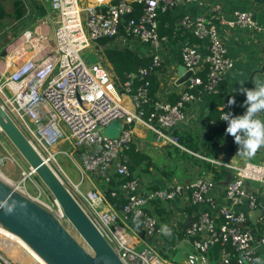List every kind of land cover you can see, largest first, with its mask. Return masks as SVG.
Masks as SVG:
<instances>
[{
    "label": "built area",
    "instance_id": "built-area-1",
    "mask_svg": "<svg viewBox=\"0 0 264 264\" xmlns=\"http://www.w3.org/2000/svg\"><path fill=\"white\" fill-rule=\"evenodd\" d=\"M192 1L194 0H114L103 4L104 0H94V3L86 0H49L55 16L53 43H47L34 51L27 60L15 64L0 81V106L42 157L44 156L37 147L48 151V145L40 139L37 130L27 119L25 110L33 109L37 100L43 98L55 112L58 122L68 131L72 148L65 154L76 167L78 179L74 180L59 164L58 169L63 177L57 175L50 167L123 264H260L261 261L258 252L264 247V205L258 203L257 191L250 188L247 182L264 184V161L225 160L215 155L203 156L188 150L173 132L176 125L185 120L187 105L202 98L192 90L202 86L206 91H218L220 81L233 66L218 25L256 30L259 24L253 13L249 10H234L233 16L226 18L222 8L213 3L207 12L185 13L178 18L173 32H190L206 41L207 53L203 58L206 63L203 80L197 70L201 60L197 46L191 43L180 46L183 64L192 70V75L187 85L178 92L174 102L152 100L148 96L147 79L136 87H132L130 81L126 80L123 82V91L130 96L131 104L128 106L120 97L111 70L98 61L87 63L81 56L83 49L102 38H116L123 43L134 37L158 48L159 15L179 3ZM126 14L128 17L125 19L123 17ZM43 25L44 21H41L26 29L15 41L14 47L33 49V39L46 38L42 33ZM161 62L159 51H154L150 65L139 68L141 78H144L150 69L158 68ZM3 84L7 86L8 93L4 92ZM227 105L225 101L218 108L223 109ZM223 115H226L229 121L240 119L224 110L221 117ZM118 119L132 125L142 123L152 132L153 142L157 145H177L208 161L211 166L230 168L231 176L224 184L227 202L217 203L210 195L216 183L212 167L197 174L189 183L170 182L143 187L134 176L119 186L125 201L117 210V218L125 226L131 225L138 229L140 226L141 233L154 237V243L137 249L131 242L120 237L92 197L80 188L89 176L96 175L107 181L114 172L128 174L123 154L132 142L131 128H121L115 136L103 132L105 126ZM249 121L261 125V139L264 141L263 120L249 118ZM242 130L246 129L237 132ZM50 155L54 158L55 153ZM48 160L49 158H45L46 163ZM7 161L16 162L10 153L0 155V167ZM31 172L22 170L18 181L9 178V185L51 211L59 220L64 219L63 210L55 202V198L51 200L49 197H43L40 189L31 194L25 187V177H29ZM102 191L104 195V190ZM110 195L114 196L115 192L112 191ZM180 196L186 199L188 204H205V207L197 210L194 218L185 226V241L188 245L183 261L177 262L172 258L163 257V253L171 254V249L178 246V241L175 240V244L171 245L163 240L159 220L150 208L154 200L168 201ZM243 202L250 209L261 208L255 225L247 223V213L234 208ZM216 205L217 210L213 212L211 208ZM168 228H178L175 217L169 220ZM2 229L7 228L0 223V236L6 238L9 234ZM1 240L9 242V239L0 238V264H12L2 249ZM214 248L220 252L218 258L210 255Z\"/></svg>",
    "mask_w": 264,
    "mask_h": 264
},
{
    "label": "crops",
    "instance_id": "crops-1",
    "mask_svg": "<svg viewBox=\"0 0 264 264\" xmlns=\"http://www.w3.org/2000/svg\"><path fill=\"white\" fill-rule=\"evenodd\" d=\"M86 1L94 3V0ZM111 1L113 0H104L103 4H107ZM213 3H217L222 8L223 15L226 18H231L234 10H249L253 13L259 24V28L256 30L244 27H228L219 25V32L225 42L227 54H229L228 56L233 61V66L228 69L223 76L221 82L224 83V86L221 88L218 87V92L219 88L222 90V93L225 92L226 94L233 90H239L242 98H234V110H239L251 117L260 118L264 121V106L249 113V109L252 104H257L260 100H264V96L257 97L255 101H249L246 91L251 90L253 92H258L260 87H264V83H261L259 86L254 84L255 81L264 82V0H194L190 3H179L167 13L163 15L160 14L158 18V34L160 38L158 48L151 44H141L143 42L139 43L134 37H131L129 41L123 43L116 38L107 39V44L117 48L127 45L140 56H150L154 51H159L162 57V62L161 65L154 71L155 78L158 82L156 95L158 96V100L174 102L178 92L188 83V80L179 82L177 77V65L183 64L179 51L180 46L185 43H191L197 46L201 57L197 70L202 73L205 72L204 68L206 63L203 58L207 53V44L206 41L195 37L190 32L180 30L171 34L169 24L171 23L174 26L178 18L185 13L198 14L201 12H207ZM6 6V10L1 12L4 14L3 17H1V21L6 26L11 28L14 24V28L13 35L11 36V34L8 33L5 39L9 36L11 37L6 43L1 44L3 47L2 50L5 51L0 54V81L3 80L4 74H7L13 69L15 64L27 60L34 51L39 50L47 43H53L54 40L53 29L55 26V16L50 7L49 0H6ZM41 21H44L42 33L46 36V38L33 39V49L15 48L14 43L20 35L26 29L32 28L35 24ZM133 46H135V49ZM102 47V44L98 45L97 42L95 43V48L99 51L102 61L113 73L112 66L105 56ZM2 88L4 92H9L7 86L4 84ZM118 90L123 103L129 106L131 104L129 94L124 92L122 87H118ZM230 97L231 99L233 98V96ZM220 104L217 105V108ZM230 105H228V108ZM224 109L225 108L222 110ZM208 111L209 103L207 98H199L189 103L186 107L187 115L185 120L178 123L175 130L180 132H185L187 130L196 131L201 137L203 134V124L206 120ZM25 115L33 127L37 130L42 142L46 145L50 146L52 144L63 142L64 140H68L70 142V148H72L71 138L68 131L58 122L55 112L45 99L39 98L33 109L25 110ZM113 125L115 129L118 130L117 132H119L121 128H131L133 135L131 146L133 150L130 153H127L125 157L127 160L132 162L133 173L139 179L143 187H148L153 184H168L170 182L189 183L197 174L203 172L204 166L199 165L200 162H202V159L198 158V160L194 163L183 162L185 160L184 158L182 159L180 153L184 151V149L173 144H155L153 142L152 132L142 123L137 122L132 125V123L118 119L113 121ZM107 129L108 126L104 128L106 133H108ZM238 136L240 137V141L235 142L236 147L234 149L230 148V142L234 136L231 135L225 139H228V150L224 151L219 157L225 160L250 159V156L244 154L243 150L241 152H237L238 148L244 149L245 151L247 150L245 145V142L249 139L247 130H242L238 133ZM31 141L34 144H37L34 139H31ZM173 147H177L179 152H177ZM251 156L257 157V161H264V144L258 146V150ZM179 162L186 165L184 166L186 168L183 167V169L189 176H191L190 178L186 179L182 177L177 179L179 181L174 180L176 179L174 171L177 167V163ZM96 178H98L96 175L87 177L83 182V188L81 189L85 194L92 197L96 205L102 210L105 219L111 223V226L115 229L118 235L123 237L128 242H131L135 247H137L140 243L142 246L145 244H153V236L147 234L145 235V238H143L140 229L131 225L125 226L118 220L117 210L113 207L106 195H103L102 190L105 188V181L103 179L101 180L100 178ZM224 183L225 179H223L222 182L216 181L215 186L210 191V195L213 196L214 200L221 204H225L227 202L224 195ZM247 185L257 191L258 203L260 205H264V184L248 181ZM98 188L102 190H99ZM100 195L103 196L101 197ZM163 203L164 204L162 205L167 211V218L165 221H160L157 216L160 228L164 225L168 226V222L172 217L176 218L178 225H182L188 218L192 219L197 210L205 207V204H188L187 200L181 196L174 200L163 201ZM234 208L247 213L248 218L254 212V209H250L244 202L235 205ZM211 210L216 212L217 205L212 207ZM154 212L157 215L156 210H154ZM185 238L186 237L184 235L179 242V246L182 247L183 253H185L188 245ZM182 242L185 247L182 245ZM2 249L10 259L16 262L19 260V257L13 258L9 254L10 250L6 251L3 247ZM13 249H17L16 252H18L19 246H13ZM175 250L177 251L178 249ZM176 251H174V253ZM210 255L211 257L218 258L220 256V252L217 248H214L211 250ZM19 256L22 258L21 254ZM258 256L261 260L264 258V247L259 249ZM29 259L30 258L28 257V260Z\"/></svg>",
    "mask_w": 264,
    "mask_h": 264
},
{
    "label": "water",
    "instance_id": "water-1",
    "mask_svg": "<svg viewBox=\"0 0 264 264\" xmlns=\"http://www.w3.org/2000/svg\"><path fill=\"white\" fill-rule=\"evenodd\" d=\"M127 17L126 14L123 18ZM4 51L2 50L1 53ZM191 75L192 70L187 69L185 64L177 65L179 82L188 80ZM0 131L26 160L28 171L33 170L58 201L65 218L91 247L93 254L87 252L75 240L51 211L14 190L1 179L0 223L19 235L48 264H123L80 204L1 106ZM227 140L222 144L223 151L228 150ZM231 171L227 168V180L230 178ZM260 210V207L254 209L249 217L251 223H255ZM190 220L191 218H188L183 222L181 230ZM182 245H184L183 242ZM184 255L182 247L179 246L173 254V260L182 262Z\"/></svg>",
    "mask_w": 264,
    "mask_h": 264
},
{
    "label": "trees",
    "instance_id": "trees-1",
    "mask_svg": "<svg viewBox=\"0 0 264 264\" xmlns=\"http://www.w3.org/2000/svg\"><path fill=\"white\" fill-rule=\"evenodd\" d=\"M168 11L163 12L161 14L163 15L167 13ZM169 26L171 28V34L172 33L174 34L173 24L170 23ZM101 44L103 45L102 47L103 52L112 66V69H113L112 77L114 79L116 86H118L119 88L122 87L123 89L122 83L126 80H129L131 86L136 87L140 84H143L144 80L147 79L149 80L148 85H147L148 96L152 100L158 99V96L156 95V89L158 86V82H157V79L155 78V72H154L156 70V67L150 69L149 73L144 78H141V75L139 74L140 67H148L150 65L151 55L150 56H140L137 53H135L127 45L121 46L119 48L110 46L107 44V38H102L98 40V45H101ZM199 75L203 78V80H205L204 72L202 73L199 72ZM221 81H220V86H219L220 88L224 86V83H222ZM220 88H219V92L217 91L218 93L212 92V91H206L203 89L202 86H198L192 90L195 93L200 94L202 98H207V101L209 103V111L206 116V120L203 124V128H202L203 134L201 137L197 134L196 131L187 130L185 132L184 131L180 132L175 129L173 131L177 135L178 140L182 145H184L190 151L203 155V156H207V155L220 156L221 154H223L222 144L226 138L231 136L226 133V129L228 128L230 121L228 119H224V120L221 119V112L223 110L220 108L219 110L217 108V105L220 103L222 104V102H225V101L227 102L228 105H230L229 103V100L231 99L230 96H233L234 98H242V95L239 90H233L229 92L228 94H226L225 92L222 93V90ZM228 105L227 107H225L224 111L230 112L240 118H243L245 116H247L248 119L251 118L250 115L245 114L244 112H240L239 110H236V109L234 110L233 103H231L229 108H228ZM238 133L239 132L236 133V136H238ZM235 140H236V137L234 136L230 142L231 149H234L236 147ZM131 145H132V142L130 143V147L125 151V154H123L125 163L127 165L128 174L123 175V174L114 172L111 174V178L105 181L104 195H106V197L113 204V207L116 210L120 209L122 204L125 201L124 193L121 190H119V186L123 182L135 176V174L133 173V169H132L133 168L132 162L127 160V158L125 157L127 153H130L133 150ZM173 148L177 152H179L178 151L179 149L177 147H173ZM180 156L184 159L190 160L193 163L198 160L197 156H195L193 153H190L186 150L182 151L180 153ZM199 165L204 166L203 168L204 170L210 167L209 162L206 160H202V162H200ZM212 169L214 170V174H215V178L217 182H222V180L224 179L227 173L226 169L221 166L220 167L213 166ZM153 185H157V184H153ZM112 191L115 192L114 196L110 195ZM48 193L52 197V194L49 191ZM162 204H164L163 201H159V200L152 201L150 211L154 212V210H156L157 215L155 214V212L154 214L159 217L160 221H165L167 218L166 217L167 211ZM247 223L252 225V223L250 222V219H248ZM138 227L139 229L141 228L140 226ZM170 231H171V235H165L162 233V238L165 242L171 245H174L175 240L179 241L185 235V231L184 230L181 231V229L179 228L172 229ZM141 235L142 237L145 238L144 233H141ZM173 249H171V254H169V257H167L165 253H163V257L170 259L171 255L174 254V251H176L175 249L177 248H175L174 250Z\"/></svg>",
    "mask_w": 264,
    "mask_h": 264
},
{
    "label": "rangeland",
    "instance_id": "rangeland-1",
    "mask_svg": "<svg viewBox=\"0 0 264 264\" xmlns=\"http://www.w3.org/2000/svg\"><path fill=\"white\" fill-rule=\"evenodd\" d=\"M6 8H7L6 0H0V54H1V51L3 49L1 44L6 43L7 40L13 35V28H14V24L12 25V28H11V27L6 26L1 21V17H3V15H4L1 12L5 11ZM218 28H219V25H218ZM8 33H10L11 36H9L5 39V37ZM137 41L139 43H141L140 40L137 39ZM141 44L149 45L147 43H141ZM133 48L135 49V46H133ZM81 56L83 57V59L87 63H92V62L98 61L102 65L105 66L104 62L102 61V57H101L99 51L95 48V43H92V45L90 47L83 49L81 51ZM120 84H121V82H120ZM117 89H118V86H117ZM107 126H108V129H107L108 133H106V131L104 130V128L106 126L103 128L104 133H106L110 136H115L118 134V132H117L118 130L115 129V127L113 125V121ZM70 147H71L70 142L68 140H64L63 142L47 146L46 148L48 151H46L42 147H37V148H39V150H41V152L44 156L43 157L44 159L49 158L47 163L49 166H51L55 170L57 175H59L60 177H63L60 170L58 169V164H59L67 174H69L74 180H77L78 179V172L76 170V167L74 166V164L72 163L70 158L65 154V152L70 151ZM7 153H10L11 155H13L15 157L16 162L15 163L7 162L4 164V166H1L0 167V176L6 180H9V177H10L11 180L13 179L14 181H18L22 175V170H28V163L23 158V156L17 151V149L14 147V145L9 141V139L5 136V134L2 131H0V155L7 154ZM52 153H53V155L55 153L54 158H52L50 155ZM249 158L252 161L258 160L257 157H253V156H250ZM184 160L185 161H183V162L191 163L190 160H186V159H184ZM181 162L177 163V167L175 168V171H174V173H175L174 176L176 177V179H174L175 181H179L177 179H180L182 177L186 178V179L191 177L184 171L183 167L186 165L182 164ZM209 166L213 167L211 165H209ZM184 168H186V167H184ZM35 175H36L35 173H32L31 175H29V177L28 176L25 177V181H24L25 187L29 190V192L31 194H35L37 192V189L38 190L40 189L43 192V197L46 196L52 200L51 195L48 193L49 190L44 186V183L41 182V180L36 177L37 175L36 176ZM30 178H31V180H30ZM96 179H98V178H96ZM34 181H35V184H34ZM83 182L80 185V188H83ZM60 221H61V224L65 227V229L75 238V240L79 244H81L82 247L87 252H89L90 254H93L91 247L87 244V242L83 239V237L79 234V232L75 229V227L68 221V219L64 218V219H61ZM1 241H3V243H4L5 240H1ZM4 245L10 246V247L7 246V250H10L9 248L13 247L9 243H4ZM25 245L27 247H29L27 244H25ZM26 246H24V247H26ZM141 247H142V244L140 243L137 245L136 248L140 249ZM16 250L13 249V251L16 253V254L15 253L13 254V258H15L21 254L22 259L28 260L29 255H27V253L21 247H19L18 252H16ZM165 255L167 257H169V254H165ZM32 262H33V264H39L38 262H35V261H32ZM11 263L12 264H19L18 262L14 261L12 259H11ZM29 264H31V263H29ZM260 264H264V258H262V260L260 261Z\"/></svg>",
    "mask_w": 264,
    "mask_h": 264
},
{
    "label": "clouds",
    "instance_id": "clouds-1",
    "mask_svg": "<svg viewBox=\"0 0 264 264\" xmlns=\"http://www.w3.org/2000/svg\"><path fill=\"white\" fill-rule=\"evenodd\" d=\"M98 43V41H97ZM261 83H264L262 81H255L254 84L259 86ZM116 85V84H115ZM122 86H123V83H122ZM117 87V86H116ZM119 91V90H118ZM247 91V97H248V100L249 101H255L257 99V97L259 96H264V87H260L259 91L258 92H253L251 90H246ZM229 103H234V97L232 99L229 100ZM264 106V100H260L259 103L257 104H252L251 108L249 109V113H251L252 111H255L257 108H260ZM251 118H254V117H251ZM222 120L224 119H227V116L226 115H223L221 117ZM258 119V118H257ZM262 120V119H261ZM264 122V121H263ZM240 129H246L247 132H248V135H249V139L245 142V145H246V151L244 149H241V148H238V151L237 152H241L243 150V153L246 154V155H253L255 154V152L258 150V146H260L261 144H264V141H262L261 139V136H262V132H261V125L258 123V122H250L248 117L245 116L243 118H240V119H233L230 121L229 123V126L228 128L226 129V133L229 134V135H233L236 137V140L235 142H239L240 141V137L239 136H236V133L238 130ZM24 134V133H23ZM30 142V141H29ZM31 143V142H30ZM32 144V143H31ZM34 147V146H33ZM35 148V147H34ZM224 152V151H223ZM219 157V156H218ZM199 158V157H198ZM44 159V158H43ZM216 167H220V166H216ZM51 168V167H50ZM52 169V168H51ZM226 169V168H225ZM31 174L34 173L33 170H31ZM226 172H227V169H226ZM228 173V172H227ZM231 176V175H230ZM38 177V176H37ZM58 177V176H57ZM227 175L224 177L225 179V183L227 181L226 179ZM10 178V177H9ZM11 179V178H10ZM31 180V178H30ZM216 180V178H215ZM217 181V180H216ZM224 183V184H225ZM7 184V183H6ZM9 185V184H8ZM10 186V185H9ZM36 186V185H35ZM45 186V185H44ZM46 187V186H45ZM67 188V187H66ZM68 189V188H67ZM38 191V189H37ZM50 192V191H49ZM70 192V191H69ZM51 193V192H50ZM71 193V192H70ZM52 197L54 198V196L52 195ZM52 198V199H53ZM56 200V199H55ZM77 201V200H76ZM59 204V203H58ZM81 206V205H80ZM61 207V206H60ZM258 208V207H256ZM255 209V208H254ZM64 213V212H63ZM260 213V212H259ZM258 215V214H257ZM194 218V217H193ZM192 218V219H193ZM191 219V220H192ZM249 219V218H248ZM190 220V221H191ZM256 220V219H255ZM188 221V222H190ZM187 222V223H188ZM251 222V221H250ZM256 222V221H255ZM255 224V223H254ZM252 224V225H254ZM187 225V224H186ZM185 225V226H186ZM181 226L182 225H178V228L181 229ZM160 227V226H159ZM176 228V229H178ZM185 231V227L183 229ZM181 230V231H183ZM162 233L165 234V235H171V231L170 229L168 228L167 225H164L162 226V229H161ZM181 240L178 241V246L176 247L177 249L179 248V242ZM183 241V240H182ZM184 242V241H183ZM174 250V249H173ZM171 258L173 259V255H171Z\"/></svg>",
    "mask_w": 264,
    "mask_h": 264
},
{
    "label": "bare ground",
    "instance_id": "bare-ground-1",
    "mask_svg": "<svg viewBox=\"0 0 264 264\" xmlns=\"http://www.w3.org/2000/svg\"><path fill=\"white\" fill-rule=\"evenodd\" d=\"M0 179L3 180L4 182H6L7 184H10L9 180H6V179L2 178L1 176H0ZM55 202L58 204L57 200H55ZM2 230L4 232H6L7 234H9L8 236H6V238L0 236V238H2V239H9V242L4 241V243H9L11 245L13 244L12 246H19L27 253V255H29L28 256L30 258L29 260H24L20 256H17V257H19L18 258L19 260L17 261V262H19V264H29V263L33 264L32 261L38 262L39 264H48L19 235L15 234L14 232L10 231L9 229H2ZM1 242H2V247L5 248L6 251H9V250H7V246H9V245L5 246L3 241H1ZM25 244H27L29 247H27ZM23 245L26 247H24ZM9 249H10L9 254L13 257V254L15 253L13 251V247L9 248Z\"/></svg>",
    "mask_w": 264,
    "mask_h": 264
}]
</instances>
